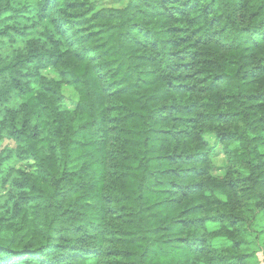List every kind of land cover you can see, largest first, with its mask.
Returning <instances> with one entry per match:
<instances>
[{
	"label": "trees",
	"instance_id": "16d2710c",
	"mask_svg": "<svg viewBox=\"0 0 264 264\" xmlns=\"http://www.w3.org/2000/svg\"><path fill=\"white\" fill-rule=\"evenodd\" d=\"M24 1L0 0V139L32 164L0 153V264H251L264 0Z\"/></svg>",
	"mask_w": 264,
	"mask_h": 264
},
{
	"label": "rangeland",
	"instance_id": "374dc122",
	"mask_svg": "<svg viewBox=\"0 0 264 264\" xmlns=\"http://www.w3.org/2000/svg\"><path fill=\"white\" fill-rule=\"evenodd\" d=\"M21 5H24L27 3L24 0H20ZM29 1V0H27ZM93 7L94 10H98L100 8H105L109 7L112 5L113 1L112 0H93ZM7 21L6 25H14V26H22L25 27V31L28 35H32L35 33L36 28H26L29 27V25L32 23V19L28 20L26 18H21L20 15H9L7 16ZM26 34V35H27ZM21 39H19L20 41ZM44 76L48 78H54L58 79L57 75L51 71L47 70L43 73ZM63 95V103L61 104L60 107H64L63 109H68L72 110L75 108L76 103H77V97L74 92L69 91V90H64L62 92ZM17 147L14 144V142L11 139H8L7 137H1L0 139V153L2 154L3 158L5 159L6 162V169L10 168H23V169H30L32 164L31 162L27 161H21L17 154ZM213 171H212V176L216 178H222L224 176V172L222 171V160L221 158H214L213 159ZM8 171V170H7ZM14 176V173H0V178H11ZM7 190V188H6ZM249 225L250 227L248 228V235L244 237V240L246 242V253L250 256V261L251 264H264V244L262 243V240L260 239V235H256L257 232L261 231L260 227L263 229L264 225V213L262 212H254L253 214L249 215ZM208 230L210 232H214L217 230V225L214 223H210L208 225ZM213 243L216 244H223V239L216 237L213 240Z\"/></svg>",
	"mask_w": 264,
	"mask_h": 264
}]
</instances>
